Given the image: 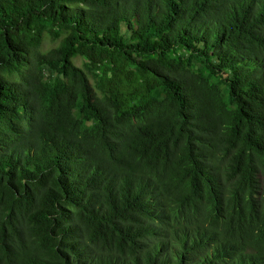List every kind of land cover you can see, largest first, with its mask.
I'll list each match as a JSON object with an SVG mask.
<instances>
[{
    "label": "trees",
    "instance_id": "16d2710c",
    "mask_svg": "<svg viewBox=\"0 0 264 264\" xmlns=\"http://www.w3.org/2000/svg\"><path fill=\"white\" fill-rule=\"evenodd\" d=\"M0 264H264V0H0Z\"/></svg>",
    "mask_w": 264,
    "mask_h": 264
},
{
    "label": "rangeland",
    "instance_id": "374dc122",
    "mask_svg": "<svg viewBox=\"0 0 264 264\" xmlns=\"http://www.w3.org/2000/svg\"><path fill=\"white\" fill-rule=\"evenodd\" d=\"M78 63H80V62H78Z\"/></svg>",
    "mask_w": 264,
    "mask_h": 264
}]
</instances>
